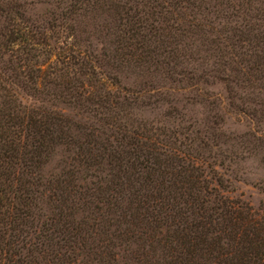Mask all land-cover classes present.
<instances>
[{"label":"trees","instance_id":"trees-1","mask_svg":"<svg viewBox=\"0 0 264 264\" xmlns=\"http://www.w3.org/2000/svg\"><path fill=\"white\" fill-rule=\"evenodd\" d=\"M228 112L264 116V0H0V264H264Z\"/></svg>","mask_w":264,"mask_h":264},{"label":"rangeland","instance_id":"rangeland-1","mask_svg":"<svg viewBox=\"0 0 264 264\" xmlns=\"http://www.w3.org/2000/svg\"><path fill=\"white\" fill-rule=\"evenodd\" d=\"M119 79L120 85L133 89L138 88L139 80L137 79L130 77ZM212 91L221 96L224 95L220 84H215ZM182 104L183 109L180 116L184 120L205 122L207 115H205L204 107L190 101L182 102ZM162 111V108H154L150 105L137 111L134 116L150 118L154 115H161ZM253 117L229 112L225 115H217L218 131L227 138L222 137L223 142L216 143L213 151L217 154L220 163L216 166V173L228 181L227 194L233 198L245 199L253 209H258L264 207V116L254 117L259 123H255ZM200 127L197 126V128ZM258 135L260 140L252 137Z\"/></svg>","mask_w":264,"mask_h":264}]
</instances>
